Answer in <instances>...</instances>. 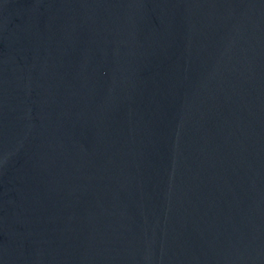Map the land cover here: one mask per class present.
<instances>
[{
	"label": "water",
	"instance_id": "1",
	"mask_svg": "<svg viewBox=\"0 0 264 264\" xmlns=\"http://www.w3.org/2000/svg\"><path fill=\"white\" fill-rule=\"evenodd\" d=\"M0 264H264V0H0Z\"/></svg>",
	"mask_w": 264,
	"mask_h": 264
}]
</instances>
